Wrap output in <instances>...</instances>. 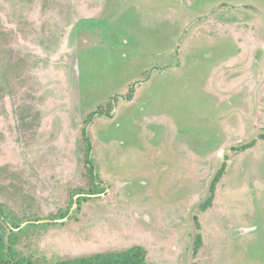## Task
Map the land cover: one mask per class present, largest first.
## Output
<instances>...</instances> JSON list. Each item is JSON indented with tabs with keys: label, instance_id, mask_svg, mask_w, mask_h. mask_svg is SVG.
Here are the masks:
<instances>
[{
	"label": "rangeland",
	"instance_id": "374dc122",
	"mask_svg": "<svg viewBox=\"0 0 264 264\" xmlns=\"http://www.w3.org/2000/svg\"><path fill=\"white\" fill-rule=\"evenodd\" d=\"M252 35L264 36V0H0V203L23 221L58 219L93 187L81 134L92 111L105 188L17 248L55 260L140 245L148 264H264L263 96L246 108V94L207 79L215 52L238 56ZM222 164L190 255V207Z\"/></svg>",
	"mask_w": 264,
	"mask_h": 264
},
{
	"label": "trees",
	"instance_id": "16d2710c",
	"mask_svg": "<svg viewBox=\"0 0 264 264\" xmlns=\"http://www.w3.org/2000/svg\"><path fill=\"white\" fill-rule=\"evenodd\" d=\"M222 5L218 4L217 7L220 8ZM132 93H128L126 96L127 100H130ZM96 114L95 111L89 113L84 126L81 129V134L83 141L85 143V154L84 161L86 164V169L90 178V181L94 184L93 187L87 190H77L73 193V198L70 201V207H68L63 213L59 214L58 219H42V220H28L20 219V217L5 209L3 203H0V264H148L145 258V251L140 245H134L127 249L120 251H108L103 253H94L86 256H79L74 258L66 259H55L46 260L38 259L29 254H23L18 248L17 244L19 242L20 236L23 231L28 230L29 227L48 224V222L55 223L61 222L67 219V217L72 212L73 208L81 202L88 200L94 195H102L105 192L104 183L100 176L95 172L94 166L92 165L90 158V151L92 148L91 140L86 131L85 126L89 124L93 115ZM224 164L221 165L220 169L214 172L211 177L207 193L203 200L194 203L189 210V216L192 223V243L190 246V255H193L198 249L201 242V232L199 230V225L197 218L195 217L196 209H205L209 206L215 189L216 182L221 176ZM240 233L242 231H239ZM239 234V233H238Z\"/></svg>",
	"mask_w": 264,
	"mask_h": 264
},
{
	"label": "crops",
	"instance_id": "0c3cea01",
	"mask_svg": "<svg viewBox=\"0 0 264 264\" xmlns=\"http://www.w3.org/2000/svg\"><path fill=\"white\" fill-rule=\"evenodd\" d=\"M253 35L256 34L253 33ZM253 35L250 37V41H248L246 45H243L242 42L238 41L240 44V53L238 54L240 55L230 58L226 51H223L225 55L227 54L225 56L224 54L221 55V51L219 50L218 52H215V54H219L218 59L222 57L226 58L223 60L217 59L216 61H213L214 64L213 62H211V64L208 63L207 67V71L209 70L207 79L209 83L212 82L215 85H212L213 88L210 91L229 92L232 94L239 93L243 96L246 94L247 104L244 103L246 108H248L250 100L251 102L254 98L257 101L259 100V92L261 93V97L263 96L262 101L264 100V36L263 38H258ZM252 44L256 46L254 48V53L252 52V60H246L244 53L252 51ZM217 61L219 63H217ZM196 62H198L197 55ZM254 91L256 96L254 95ZM207 92H209V88L207 89ZM230 101L233 102L231 99ZM262 101L261 107L257 106L258 109L263 108Z\"/></svg>",
	"mask_w": 264,
	"mask_h": 264
},
{
	"label": "flooded vegetation",
	"instance_id": "af4514ba",
	"mask_svg": "<svg viewBox=\"0 0 264 264\" xmlns=\"http://www.w3.org/2000/svg\"><path fill=\"white\" fill-rule=\"evenodd\" d=\"M245 6H247L246 4H244ZM248 8V7H247ZM212 14H210L209 16H211ZM101 28V27H100ZM102 29V28H101ZM103 30V29H102Z\"/></svg>",
	"mask_w": 264,
	"mask_h": 264
}]
</instances>
